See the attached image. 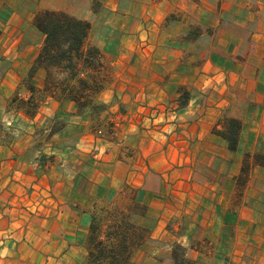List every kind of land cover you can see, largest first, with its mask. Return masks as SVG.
<instances>
[{
	"label": "crops",
	"instance_id": "1",
	"mask_svg": "<svg viewBox=\"0 0 264 264\" xmlns=\"http://www.w3.org/2000/svg\"><path fill=\"white\" fill-rule=\"evenodd\" d=\"M42 10L91 23L77 76L51 89L44 68L29 78ZM0 32V264H95L116 204L146 233L127 264H264V166L238 179L264 155V0H0Z\"/></svg>",
	"mask_w": 264,
	"mask_h": 264
},
{
	"label": "trees",
	"instance_id": "2",
	"mask_svg": "<svg viewBox=\"0 0 264 264\" xmlns=\"http://www.w3.org/2000/svg\"><path fill=\"white\" fill-rule=\"evenodd\" d=\"M35 27L45 36L43 47L36 60V64L30 73L33 77L36 68H44L47 72L46 89L56 88L59 85H65L68 80L77 76L78 60L82 59L86 41L90 35L91 23L77 19L63 11L42 10L34 18ZM1 34V32H0ZM88 67L95 70L102 66L101 54L98 49L92 47L88 50L84 62ZM63 73L68 77L61 78ZM86 82H80V90L72 92V98L80 102L84 96V89L87 88ZM101 85L95 83L94 91H99ZM81 103V102H80ZM80 107H83L81 105ZM32 111L30 114H34ZM223 125L215 128V133L220 135L228 142L231 151H236L242 130V122L236 118H228L222 121ZM263 157V158H262ZM264 166V155L247 154L239 176L240 185L246 183L251 163ZM261 159V160H260ZM143 211V208L136 206ZM118 224L108 229V234L104 240L99 238L100 224L92 227L90 243L93 248L90 252V258L95 264H127L133 246L135 245L133 236L140 235L138 242H141L146 233L136 229L132 224L126 222ZM133 233V234H132ZM114 242V244H112Z\"/></svg>",
	"mask_w": 264,
	"mask_h": 264
},
{
	"label": "rangeland",
	"instance_id": "3",
	"mask_svg": "<svg viewBox=\"0 0 264 264\" xmlns=\"http://www.w3.org/2000/svg\"><path fill=\"white\" fill-rule=\"evenodd\" d=\"M228 118H232V117H224L222 120H220V123L218 125L222 126L223 125L222 121L225 120V119H228ZM249 162L251 163L250 159H249ZM129 206H130L128 208V212L129 213L130 212L131 213H141V209L140 208H137L136 206H132L131 204ZM102 211L105 213L106 217L101 218V220L99 222V224H100V231L99 232H102V230H108L111 227H114V226L117 225L115 222L123 220V219L119 218V216L123 214V211H122V209L119 208L118 204H116L115 206H112V207L111 206H108L107 208L105 207V208L102 209ZM123 218H125L127 220L126 217H123ZM126 222H129V221L128 220L127 221L123 220L122 223H125V225H127ZM129 224H131V223L129 222ZM139 236L140 235L133 236V238L135 240L134 244L138 243ZM112 244H114V242Z\"/></svg>",
	"mask_w": 264,
	"mask_h": 264
}]
</instances>
